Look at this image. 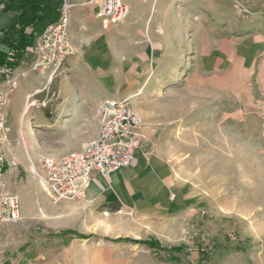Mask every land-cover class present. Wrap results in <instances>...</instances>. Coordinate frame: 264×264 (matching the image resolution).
Listing matches in <instances>:
<instances>
[{"label":"rangeland","instance_id":"rangeland-1","mask_svg":"<svg viewBox=\"0 0 264 264\" xmlns=\"http://www.w3.org/2000/svg\"><path fill=\"white\" fill-rule=\"evenodd\" d=\"M38 2L50 13L19 47L21 0H0V18L14 14L0 29V86L17 82L4 171L21 201L0 228V264H264V0H126L114 24L73 0V54L52 78L34 68L36 42L63 0ZM114 95L144 112L140 152L160 153L164 197L54 200L31 164L92 140ZM104 212L118 233L91 227Z\"/></svg>","mask_w":264,"mask_h":264},{"label":"built area","instance_id":"built-area-1","mask_svg":"<svg viewBox=\"0 0 264 264\" xmlns=\"http://www.w3.org/2000/svg\"><path fill=\"white\" fill-rule=\"evenodd\" d=\"M96 7V16L106 23H118L129 14L125 0H85ZM73 0H63L59 17L38 35L34 68L52 78L73 54L70 43V12ZM17 82L9 79L0 86V228L20 219L19 195L9 189L5 178L4 144L7 136L5 109ZM34 94V93H33ZM28 95V100L33 96ZM97 135L80 149L59 156H46L36 175L54 200L81 199L95 173L109 175L134 164L146 138L144 118L133 109L128 97L103 101Z\"/></svg>","mask_w":264,"mask_h":264},{"label":"crops","instance_id":"crops-1","mask_svg":"<svg viewBox=\"0 0 264 264\" xmlns=\"http://www.w3.org/2000/svg\"><path fill=\"white\" fill-rule=\"evenodd\" d=\"M95 9L96 7L87 6L86 11L84 10V8H82L80 10H77L76 12H79L82 14L84 11L85 12L93 11L94 14L96 15L97 9L96 10ZM83 16H86V15H83ZM7 17H8L7 20L5 19V16H3L2 19L0 18V29H3L9 23H11V19H14V14H10ZM69 34H70V26H69ZM70 41H71V38H70ZM71 46L72 48H74L72 41H71ZM128 61L129 62L131 61L130 58H128ZM30 87H31V82H29L28 85H26L25 83L21 84L16 90L13 98L20 100L25 94L28 93V91L30 90ZM141 90L142 91L146 90V85L143 88H140L137 91V93ZM135 94L136 93H131L130 96L135 95ZM115 96L117 95L108 96V97H115ZM117 97H128V96H117ZM139 112L144 115V112L142 110L141 111L139 110ZM140 150L137 152V157H136L135 164H137V166L133 164L129 167L116 171L114 174H110L109 176L102 175L99 173L94 174L93 179L87 190V198H85L86 201L93 204L92 207L95 208L99 206V203L103 200V198L106 197L107 192L111 193L110 197H115V199L123 198L126 202L134 201L138 204L141 203L140 201H144L142 197H144L145 192L149 193L151 196L157 195L159 197H164L165 182L163 180V169L161 168L162 165H161L160 153L157 152L154 156L149 158V157H146L145 154L140 152ZM131 192H133V194ZM81 203L84 204L83 200ZM108 216H109L108 212H104L102 217L95 216L91 227L93 229L94 228L101 229L104 232H106L104 226L101 223L102 221H106V222L109 221L108 223L109 224L111 223L110 224L111 229L109 230V232L118 233V231H116L115 223L111 219H109ZM75 245L78 246L80 244L73 243V246ZM76 264H79V263L77 262Z\"/></svg>","mask_w":264,"mask_h":264},{"label":"trees","instance_id":"trees-1","mask_svg":"<svg viewBox=\"0 0 264 264\" xmlns=\"http://www.w3.org/2000/svg\"><path fill=\"white\" fill-rule=\"evenodd\" d=\"M21 16L18 17V23L20 24V39L18 42L19 47H24L28 43L27 37L24 34V29L26 26H33L36 25L37 23H41L45 20L47 15L50 13L49 8H47L46 5L40 4L38 0H21ZM27 9L32 10L33 13L27 12ZM39 12V15L36 13ZM5 43L8 45H13L14 41L10 38L5 39ZM1 63V61H0ZM126 241H133V242H139L142 240H137V239H130V238H124ZM146 243L149 244L150 241H145ZM151 243V242H150Z\"/></svg>","mask_w":264,"mask_h":264},{"label":"bare ground","instance_id":"bare-ground-1","mask_svg":"<svg viewBox=\"0 0 264 264\" xmlns=\"http://www.w3.org/2000/svg\"><path fill=\"white\" fill-rule=\"evenodd\" d=\"M131 97H134V95L133 96H131ZM147 115V114H146ZM40 126V125H39ZM34 131V129L32 128V127H30L28 130H27V133H32ZM154 162V161H153ZM153 165V164H152ZM31 166H32V171L34 172V174L36 175V167H35V165L34 164H31ZM149 171V170H148ZM115 172H112V173H110V174H114ZM109 174V175H110ZM102 175H104V174H102ZM150 182H152V181H150ZM46 190H47V188L46 187H44ZM89 188V187H88ZM88 188H87V190H88ZM87 190H86V192H85V195H84V197L86 198V196H87ZM105 191V190H104ZM47 192H48V190H47ZM126 192V191H125ZM93 193V192H92ZM106 193V192H105ZM93 205V204H92ZM106 214V213H105ZM109 222V221H108ZM108 222H106V221H102V225L104 226V228H105V231L106 232H109V230L111 229V223L109 224ZM114 227V226H113ZM95 229V228H94ZM115 232V231H114Z\"/></svg>","mask_w":264,"mask_h":264}]
</instances>
